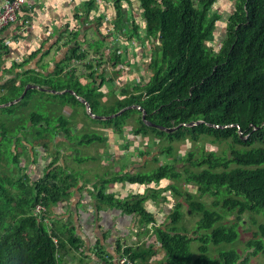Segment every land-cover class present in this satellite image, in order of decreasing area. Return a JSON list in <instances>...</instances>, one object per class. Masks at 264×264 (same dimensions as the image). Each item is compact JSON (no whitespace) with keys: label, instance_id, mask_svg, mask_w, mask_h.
<instances>
[{"label":"trees","instance_id":"trees-1","mask_svg":"<svg viewBox=\"0 0 264 264\" xmlns=\"http://www.w3.org/2000/svg\"><path fill=\"white\" fill-rule=\"evenodd\" d=\"M138 1L145 19L147 41L154 48L146 81L131 84L132 88L129 83L119 93H106L100 89L106 79L97 84L101 76L96 77L98 69L91 63L86 66L92 69L89 73L92 80L86 84L75 76L74 69H67L66 81L53 77L33 81L41 87L64 91L58 96L68 105L80 103L86 108L69 91L75 90L98 115L115 114L136 105L109 119L92 118L120 134L130 126L133 135L149 139L153 145L157 143L160 153L153 156L157 166L148 173L127 172L105 180L98 197L126 213L136 214L146 227L155 222V217L145 207V200L150 195L159 197L161 191L149 187L144 194L120 199L106 194V186L112 181L149 184L165 178L172 180L162 189H170L178 198L170 214L171 224L153 227L165 253L164 261L156 264H251V256L264 254V219L259 222L255 217L258 213L264 214V0H236L218 49L210 44L215 40L222 17L214 8L218 0ZM117 7L119 26L123 17L120 2ZM4 47L0 46V50ZM73 51L68 60L86 57L84 52ZM116 59L120 63L119 54ZM66 67L61 64L56 69L57 76L62 75ZM28 83L21 74L3 83L0 78V105H3L0 108L10 110L35 91L48 93L45 89L30 88L23 99L7 105L22 95ZM144 112L147 121L173 130L148 125L143 119ZM30 119L31 125L22 124L20 128L34 136L28 139L25 135L26 140L34 146L41 144L49 148L52 136L50 139L44 136L47 134L44 130L32 129L44 124L45 118L33 111ZM59 122L63 128L68 123ZM192 122L197 123L191 125ZM66 132L70 131L66 129ZM14 137L8 130L0 131V146L3 148V140H7L12 149ZM20 139H16L17 153L13 149L14 163L21 153L27 152L24 138L21 143ZM83 139L87 143L103 140L98 133L84 134ZM186 141H191L192 145L182 155L180 147ZM209 143L221 144L222 149L209 150ZM150 152L148 148L142 153ZM160 156L165 157L166 162L161 163ZM55 157L51 166L59 158ZM20 177L16 192L11 177L0 178V264H62L59 252L64 247L62 238L68 233L61 238L59 228L47 225L45 219L51 205L69 196L74 176L68 173L64 177L63 169L53 168L37 180L32 189L25 178ZM190 185L194 190H188ZM209 196L214 197L210 204L204 199ZM39 203L46 209L41 215H35L34 209ZM244 214L257 225L245 244L248 252L238 248L222 249L220 245L239 240L237 228ZM191 215L198 217L192 231L186 224L187 216ZM228 215H233L237 221L225 223ZM5 217L10 219L5 221ZM193 243H196L197 253ZM119 251L120 255L129 254L135 264H151L150 259L157 253L153 245L137 249L119 245ZM211 251L216 253L215 260L210 256Z\"/></svg>","mask_w":264,"mask_h":264},{"label":"crops","instance_id":"crops-1","mask_svg":"<svg viewBox=\"0 0 264 264\" xmlns=\"http://www.w3.org/2000/svg\"><path fill=\"white\" fill-rule=\"evenodd\" d=\"M90 1L27 0L18 19L0 33V46H5L0 50L1 83L19 74L23 79L29 80L28 84H37L33 80L37 78L43 81L47 77L66 81L67 69H74L75 76L86 84L92 80L89 76L92 69H87V63L98 69L96 77L101 78H98L97 84H101L103 78L106 79L103 85L106 89H102L104 91L119 93L129 83L140 84L146 81L150 75L148 64L154 48L146 38L145 19L139 1L93 0V5L89 6ZM119 2L123 16L120 22L122 27L117 24ZM214 8L224 16L225 11L217 5ZM136 26L138 34L135 32ZM74 49L77 53L84 52L86 57L83 60H68ZM118 54L120 63L116 59ZM61 64L67 67L62 75L57 76L56 71ZM47 89L49 88L44 91L57 96L64 92ZM75 129L77 128L68 124L64 128H57L48 142L49 148L38 144L33 149L30 148L28 140L23 141L29 151L25 152L27 157L25 153L24 157L22 155L25 165L21 170L25 172L24 178L29 186H34L37 180L53 168H63L64 177L70 172L69 165L76 164L73 161L74 150L79 146L74 140V134L79 133ZM97 131L103 138L94 141L99 153L93 152L83 160L81 157L77 159L81 170H76V166L75 170H71L76 173L77 181L73 174L74 184L68 189L69 196L51 205L45 220L47 225L53 224L59 228L61 238L68 233L62 238L64 247L59 252L62 264H119V245L135 249L153 245L157 253L152 256L150 263L164 261L165 253L153 227H166L171 224L170 214L178 198L170 189H162L171 184L172 180L165 178L151 184L112 181L106 186V194L120 199L144 194L149 187L161 191L159 197L150 195L145 200V207L153 213L155 222L143 227L136 214L124 212L117 205L99 198L98 193L104 185L103 182L112 180L114 176L153 169V157L142 153L144 151L141 147L138 149L131 142L122 140L120 137L123 134L110 127L104 129L105 134ZM13 139L16 141L17 138ZM53 146H60L62 152L51 166L53 158L57 156L49 152ZM15 147L16 144H13L12 149ZM31 150H38L37 160ZM137 152L145 155L142 161ZM33 170L36 171L35 176L38 179H33L34 175L29 174ZM258 255L260 254L255 256Z\"/></svg>","mask_w":264,"mask_h":264},{"label":"rangeland","instance_id":"rangeland-1","mask_svg":"<svg viewBox=\"0 0 264 264\" xmlns=\"http://www.w3.org/2000/svg\"><path fill=\"white\" fill-rule=\"evenodd\" d=\"M219 3V4H218ZM218 3L216 4L221 10L225 11V14L223 17H221V19L218 21L217 24V28H216V35H215V40H213L214 42H210V44L214 45L215 49H218L219 46L221 45V41L224 38L225 34H226V21L229 17V15L233 12V10L235 9V0H220L218 1ZM215 5V7H216ZM120 26L122 27V25L120 24ZM151 46L153 47V44L150 43ZM148 49V47H147ZM149 50V49H148ZM128 71V70H126ZM126 73V72H125ZM128 74V73H127ZM126 75V74H125ZM125 77V76H124ZM132 88V85L130 86ZM103 88H105L104 86H102L100 89L102 90ZM106 89V88H105ZM104 91V90H102ZM106 93H108V91H104ZM113 93V92H112ZM103 108V107H102ZM104 109V108H103ZM36 112L39 115H42V117L45 118L44 124L40 127L38 126H34L32 129H40V130H44L45 132H47L46 135L44 136H48L51 139V136L55 133V130L57 128H62V124L59 122L60 120L62 121H67L69 126H73L74 128H77L75 130H77L79 133L74 134V140H76V144L79 145L75 148L74 150V155H73V161L76 163L75 165H73V163H71V167L70 168V172L69 174L75 176V181H77L76 178V173H74V171L71 170H75V167H77L76 170L80 171L81 168L78 165V161L77 159L81 157V159H85L86 157L90 156V154H96L99 153L98 149H96L97 147V143H87L84 142L85 139H83L84 134H93V133H98L97 130L101 131V133H106V131H104V129H106L107 126L104 127V124L101 123L100 121H97L95 119H93L91 116H89L87 113V109L80 103H70V105H68L67 103L64 102L63 98L60 96H54L50 93H44V92H39V91H35L34 93H32V95L29 98H25V100H23L22 103L20 104H16L12 109L8 110V109H2L0 108V131L3 130H8L10 132L11 135H14L16 138L20 139V143L22 138H24V141H27V138H33L34 136H31L32 133L28 132H23L24 130H20V128L24 125H31V119H30V115L32 112ZM100 112V111H99ZM100 114V113H99ZM103 124V125H102ZM80 125V127L78 128L77 126ZM59 126V127H57ZM101 128H103V130H101ZM130 126H128L126 128V130L124 131L122 137H120L122 140L125 141H129L131 142V144H134L135 146L138 147V149H142V151H145V149L149 148V150L151 151L149 154V156L156 155L160 153V150L158 149V144L155 143L154 145L151 144V140H145L143 137L141 136H136L133 135L130 130H129ZM34 130V131H35ZM50 134V135H48ZM70 134V132H69ZM27 138H26V136ZM18 141V140H17ZM17 141H14L13 144H18ZM52 142H54V140H52ZM12 144V145H13ZM27 148L28 146L23 143ZM30 144V148L33 147V143L31 141H29ZM191 141H186L183 145H181L180 147V153L183 155L185 154V152H187V150H189L191 148ZM3 148H0V178L3 176H9L11 177L10 180H14L15 183H13L15 185V189L14 192L18 191V187L20 186V176L22 175V177L24 178V173L21 168L25 165V163H23V159L22 155L23 153H21L22 155L19 157V160L14 163V152H16V147L14 148V152L13 149H11V144L9 145V142L7 140H3ZM19 146V144L17 145ZM25 147V148H26ZM36 148L38 147V145L35 146ZM207 147L209 150H221L222 149V145H214V144H207ZM34 149V147H33ZM11 150V151H10ZM100 150V148H99ZM26 151H29V149H27ZM34 152V157L36 158L35 160L38 159V150H31V153L33 154ZM51 154H56L58 157L61 156V149L60 146L55 147L53 146V148L50 149L49 151ZM139 155V159L140 161H142L143 157L145 155L143 154H139V152H137ZM27 157V153L24 154ZM23 155V157H24ZM56 156V157H57ZM147 156V155H146ZM55 157V158H56ZM68 159V158H67ZM160 162H166V158L163 156L159 157ZM20 161V162H19ZM39 161V160H38ZM152 161V165L153 166H157V162H155L153 159ZM23 164L21 166V164ZM60 169V168H59ZM63 169V168H62ZM153 169L144 171V172H151ZM66 172V170H65ZM136 173V172H135ZM29 174H33L34 176L32 177L33 179H38V176L36 175V171L33 170L32 173ZM31 179V178H30ZM154 182V181H153ZM152 183V182H151ZM149 183V184H151ZM108 186V185H107ZM32 189V187H30ZM186 189V188H184ZM188 190H194L192 185L188 186ZM182 199V198H181ZM208 204L211 203V201L214 199V197H208V198H204ZM176 203V201H175ZM175 206V205H174ZM185 209H187V204H185ZM10 217V216H9ZM9 217H5L6 220H9ZM188 218L186 219V224L188 225V228L192 231L195 229L194 226H196L195 221L198 219L197 216L195 215H191V216H187ZM258 221H262V219H264V214L263 213H258L256 214V216ZM46 220V219H45ZM237 221V218L234 217L233 215L230 216L228 215V217L225 219V223H232L233 221ZM181 222L178 224L180 225ZM193 226V227H192ZM257 225H254L251 221V218H249V216H247V214H244L242 216V220L240 221L239 227L237 228L240 231V238L238 241H235L232 244H222L220 245L222 249L224 248H238L241 252H248L245 251V244L246 242L252 238L253 236V232L256 230ZM193 249L194 252L197 253L196 251V243H193ZM213 251V250H212ZM212 251L210 252V256H212V258L215 260L216 258V253L213 254ZM251 264H264V254L260 253V255L258 256H251Z\"/></svg>","mask_w":264,"mask_h":264},{"label":"built area","instance_id":"built-area-1","mask_svg":"<svg viewBox=\"0 0 264 264\" xmlns=\"http://www.w3.org/2000/svg\"><path fill=\"white\" fill-rule=\"evenodd\" d=\"M27 0H0V33L11 23L18 19L19 13L22 10ZM46 207L39 203L34 209L35 215H41ZM119 264H135L129 254L122 253L118 257Z\"/></svg>","mask_w":264,"mask_h":264},{"label":"water","instance_id":"water-1","mask_svg":"<svg viewBox=\"0 0 264 264\" xmlns=\"http://www.w3.org/2000/svg\"><path fill=\"white\" fill-rule=\"evenodd\" d=\"M30 88L46 89L45 87H41L40 85H37V84H28V85H26V87H25V89H24L22 95H21L20 97L16 98L15 100H13V101L7 103V105L13 104V103L18 102V101H20L21 99H23V98L25 97V95L27 94V92H28V90H29ZM49 90H51V91H53V92H59V91H57V90H52V89H49ZM69 91H70L71 93H73L74 95H76V97H77L82 103L85 104L86 109H87V112L89 113V115H90L91 117H93V118H96V119H109V118H112V117H114V116H117V115L123 113L127 108H134V107L136 106V105H131V106L126 107V108H123L122 110L118 111L117 113H115V114H111V115H98V114H96V113L93 112L90 103H89L85 98H83L82 96L78 95V94L76 93V91H74V90H69ZM0 106H3V105H0ZM138 108H140V106H138ZM145 114H146V113L144 112V113H143V119L146 121V123H147L148 125L157 126V127L161 128V129H164V130H167V131H172V130H173V128H165V127H163V126H161V125H157V124H155V123H153V122L147 121V120H146V117H145ZM199 122H201V120H200ZM196 123H197V122H192L191 125H194V124H196Z\"/></svg>","mask_w":264,"mask_h":264}]
</instances>
